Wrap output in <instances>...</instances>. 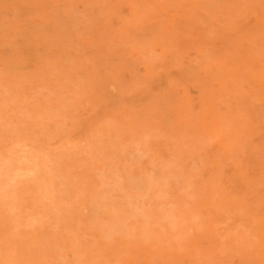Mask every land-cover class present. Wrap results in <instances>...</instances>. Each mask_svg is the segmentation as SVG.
I'll return each instance as SVG.
<instances>
[{"label": "rangeland", "instance_id": "1", "mask_svg": "<svg viewBox=\"0 0 264 264\" xmlns=\"http://www.w3.org/2000/svg\"><path fill=\"white\" fill-rule=\"evenodd\" d=\"M263 227L264 0H0V264H264Z\"/></svg>", "mask_w": 264, "mask_h": 264}, {"label": "bare ground", "instance_id": "2", "mask_svg": "<svg viewBox=\"0 0 264 264\" xmlns=\"http://www.w3.org/2000/svg\"><path fill=\"white\" fill-rule=\"evenodd\" d=\"M209 104H210V103H209ZM212 111H213V110H212ZM16 170H17V169H16ZM14 172H15V174H16V171H14ZM27 172H28V170H27ZM18 173H19V172H18ZM13 174H14V173H13ZM13 174H10V176L13 175ZM11 177L14 178L13 176H11ZM9 178H10V177H9ZM10 179H11V178H10ZM212 185H213V184H212ZM215 186H216V185H214V188H215ZM217 186H218V185H217ZM212 187H213V186H212ZM211 189H212V188H211ZM218 190H219V188H218ZM215 191H216V190H215ZM220 191H221V190H220ZM223 191H224V190H223ZM223 191H222V192H223ZM226 195H227V194H226ZM238 200H239V199H238ZM235 211H236V210H235ZM131 214H132V213H131ZM129 215H130V214H129ZM129 215H128V216H129ZM114 216H115V214H114ZM160 216H161V214H160ZM185 217H186V216H185ZM187 217H188V216H187ZM162 218H163V217H162ZM164 218H165V216H164ZM164 220H166V219H164ZM114 221H115V220H114ZM250 223H251V222H250ZM255 223H256V222H255ZM114 225H115V224H114ZM116 225H118V224L116 223ZM263 228H264V227H263ZM239 234H240V233H239ZM221 236H224V235H221ZM262 236H263V237H262ZM262 236H261V237L264 238V235H262ZM255 245H257V244H255ZM263 258H264V257H263ZM259 261H260V258H259Z\"/></svg>", "mask_w": 264, "mask_h": 264}]
</instances>
